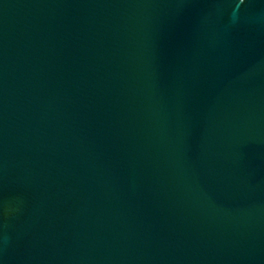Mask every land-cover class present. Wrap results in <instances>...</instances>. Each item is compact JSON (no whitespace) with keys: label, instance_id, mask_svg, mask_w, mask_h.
I'll use <instances>...</instances> for the list:
<instances>
[{"label":"water","instance_id":"1","mask_svg":"<svg viewBox=\"0 0 264 264\" xmlns=\"http://www.w3.org/2000/svg\"><path fill=\"white\" fill-rule=\"evenodd\" d=\"M0 264H264V0H0Z\"/></svg>","mask_w":264,"mask_h":264}]
</instances>
